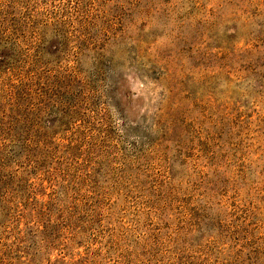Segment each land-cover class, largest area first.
Instances as JSON below:
<instances>
[{
    "label": "rangeland",
    "instance_id": "374dc122",
    "mask_svg": "<svg viewBox=\"0 0 264 264\" xmlns=\"http://www.w3.org/2000/svg\"><path fill=\"white\" fill-rule=\"evenodd\" d=\"M0 264H264V0H0Z\"/></svg>",
    "mask_w": 264,
    "mask_h": 264
}]
</instances>
